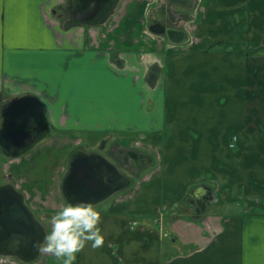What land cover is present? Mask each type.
Returning a JSON list of instances; mask_svg holds the SVG:
<instances>
[{"label": "crops", "instance_id": "1", "mask_svg": "<svg viewBox=\"0 0 264 264\" xmlns=\"http://www.w3.org/2000/svg\"><path fill=\"white\" fill-rule=\"evenodd\" d=\"M165 1L116 0L102 25L65 27L55 9L70 0H0V120L24 103L46 131L18 156L0 147V184L11 178L53 222L67 202L71 155L107 136L132 137L154 164L94 202L103 243L87 241L73 264H264V0H201L199 28L183 46L147 37L153 10L171 8ZM218 41L225 51L206 52ZM153 64L164 73L151 87ZM200 184L218 199L206 217L188 207L168 214ZM166 214L175 241L156 224Z\"/></svg>", "mask_w": 264, "mask_h": 264}, {"label": "flooded vegetation", "instance_id": "2", "mask_svg": "<svg viewBox=\"0 0 264 264\" xmlns=\"http://www.w3.org/2000/svg\"><path fill=\"white\" fill-rule=\"evenodd\" d=\"M91 1L92 2H90L88 5L91 6L90 12H88V10L83 12L82 9L85 7V2L83 0H70L68 5L64 8L63 13H60V18L65 16L63 25L65 27H68L69 25L82 26L86 24H92L91 26L96 27L102 25V23L108 17L103 20L101 17L102 12L98 13V11H96V13H93L95 10V2L94 0ZM196 1L197 0H166L165 2L167 4L169 3L168 6H170L171 8L168 9L166 7V9L163 5L158 9L159 15L161 17H163L164 14V19H156L152 17L150 18L146 26V32H148L147 37H150V35L155 37H162L165 41H168L171 44H179L181 46L193 43L194 35L199 28V24L197 22V12L201 10V8L200 10H197L198 6ZM177 8L181 9L182 11ZM194 11L196 14H194ZM100 19L103 21H100ZM180 22H182V25H180ZM167 31H169V33H167ZM223 43L224 42L221 41L216 42V44L206 50V52L225 51V48L227 49V46H224ZM111 59L117 64V66H122L121 61L118 59L117 51L111 54ZM162 73H164V71L161 72V68H159L158 65L153 64L148 68L145 80L147 81L149 86L153 87L159 81V76H161ZM17 105V107L12 105V110H9V112L12 114V121L3 122L2 120H0V147L4 152L3 154H6V156H18L21 153L28 151L30 146L34 144V142L31 143V141L39 134V132L43 133L42 138H44L46 135L45 128H41V121L38 120L36 108L32 105H27L24 103H19ZM24 113L29 114V120H31V122L35 125V130L32 133H29L28 129L24 127L26 124L25 120L23 119L25 118ZM106 131L103 132L106 133V135L108 133L113 134V131L110 128H108L107 132ZM107 137L110 138V142L108 143L105 138L100 139L99 143L92 148H95V150L85 152L79 148L81 151H83L80 152V150L76 151L78 150L77 147V149H75L76 152L71 155L70 162H68V164L70 165L71 161L74 160V163L78 162L79 164H84L87 166L91 163V168L94 169H92L93 172H96L100 175L99 179L106 180L108 182V185H104V188L100 190L102 191V194H106L108 192L109 183H111L112 186L117 189L122 187L123 185H131L132 180L139 177L140 171H143L147 167L154 164L153 156L148 153L147 150L139 147L141 145L138 142L139 140H137L136 145L133 143L134 146L131 147L129 146V143L131 142V139H133L132 137L123 139H121L120 137ZM236 140V136H231L228 142V147L230 149H233L235 147ZM24 147H27L25 151H18ZM3 148H5L7 152ZM9 151L11 153H8ZM91 159H99L101 161L100 165H102L104 168L94 167L92 165V161L94 160ZM94 162L97 163L96 161ZM108 163L113 166L114 170ZM8 184L12 185L14 188L16 187L11 181V178L9 181H5L0 185ZM16 190L23 194L20 190ZM197 190L199 191L198 197L192 194V192H195ZM23 197L25 199L24 194ZM217 202L218 199L214 194L213 189L206 184H200L191 188L189 190V193L187 194V197L183 198V200L181 201L183 207L181 206V204L175 205L173 207V210H171L170 213L168 212V214H182V210L184 208L187 209L188 207L190 211L193 212L192 217L201 220L203 219V217H206V215L210 212L212 205ZM179 208L180 210H178ZM245 208H247V206H245ZM33 213L36 219L41 223L43 230L45 231V224L42 223L41 219L35 214L34 211ZM167 217V214L166 216H159L155 221L157 226L163 231L166 238H169L171 241H175V236H172L171 232H169L168 229V231H166L167 227L165 225V221H167ZM49 228L52 229L53 225L49 224ZM46 233L47 231H45V234ZM42 248L43 244L40 247L39 255L35 260L31 262H37L40 260ZM11 257L21 261L17 256L13 255ZM22 262L24 263V261Z\"/></svg>", "mask_w": 264, "mask_h": 264}, {"label": "water", "instance_id": "3", "mask_svg": "<svg viewBox=\"0 0 264 264\" xmlns=\"http://www.w3.org/2000/svg\"><path fill=\"white\" fill-rule=\"evenodd\" d=\"M83 1L85 2V7L82 9L83 12L86 10L90 12L91 6L88 5L92 1ZM94 2L95 10L93 13H96V11L98 13L102 12L101 17L104 20L110 13L116 0H94ZM103 20L100 19V21ZM38 138L39 136L37 135L31 143L35 142ZM27 147L18 151L21 152ZM3 149L7 152L5 148ZM8 153L11 152L9 151ZM91 160L97 162L92 161L94 167H103L100 165L101 161L99 159ZM110 166L114 170L113 166ZM91 167V163L87 166L79 164L78 162L74 163V160L71 161L68 172L63 180V190L67 202L78 203L81 201H92L94 203L97 199L101 200L106 198L117 189L109 183L108 192L102 194L100 190L104 188V185H108V182L106 180H100V175L96 172L94 173V169ZM198 193V190L192 192L197 197ZM44 237L45 231L41 223L34 216L33 211L25 203L23 194L18 192L12 185H0V254L4 256L14 255L21 261L31 262L39 255Z\"/></svg>", "mask_w": 264, "mask_h": 264}, {"label": "clouds", "instance_id": "4", "mask_svg": "<svg viewBox=\"0 0 264 264\" xmlns=\"http://www.w3.org/2000/svg\"><path fill=\"white\" fill-rule=\"evenodd\" d=\"M100 218L101 210L92 201L66 202L55 213L52 230L45 234L44 249L62 258V264H73L87 241L91 240L93 247L103 243Z\"/></svg>", "mask_w": 264, "mask_h": 264}, {"label": "rangeland", "instance_id": "5", "mask_svg": "<svg viewBox=\"0 0 264 264\" xmlns=\"http://www.w3.org/2000/svg\"><path fill=\"white\" fill-rule=\"evenodd\" d=\"M197 2V6H198V8H197V10H200V8H202V6H201V0H197L196 1ZM151 4H153L152 2H151ZM66 6H67V2H66ZM65 6H63V8H64ZM177 9H179V8H177ZM57 12H60V13H63V11H62V9H59V8H56L55 9ZM179 10H181V9H179ZM154 11V13L158 16L157 18L158 19H162L163 17H164V14H163V17H161L160 15H159V11H158V9L155 11V10H153ZM182 11V10H181ZM185 11V10H184ZM194 14H195V11H194ZM64 15H65V13H64ZM150 16H154V14L153 13H151V15ZM154 18V17H153ZM164 19V18H163ZM63 25V24H62ZM180 25H182V22H180ZM148 33V32H147ZM57 138L56 137H54V139H53V142H55L54 140H56ZM105 140L109 143L110 142V138L109 137H106L105 138ZM120 140V139H119ZM57 142V141H56ZM132 143V144H131ZM131 143H129V146H131V147H133L134 146V144L136 145L137 144V139H135L133 142H131ZM134 143V144H133ZM131 144V145H130ZM80 149H82L83 151H85V152H88V151H90V150H95V148L94 149H91V148H83V146L80 148ZM3 157H5L4 155H3ZM146 176H148L147 174H146ZM2 179H3V181H9L10 180V178H6V176H2ZM12 181V180H11ZM13 182V181H12ZM14 183V182H13ZM135 190V189H134ZM42 205V206H39V205ZM43 206L46 208V202H44V205H43V203H41L40 201H37L36 202V206L35 207H37V209L38 208H42V210L41 211H43ZM40 218H41V221H42V223H46V225H45V231H47V232H49V224L50 225H52L53 224V222L51 221L52 220V218H44L43 216H40ZM47 219H49V221L47 220ZM47 224H48V228L46 227L47 226ZM54 254V253H53ZM53 254H52V252H48V251H46L45 249H43V251H41V254H40V262L39 263H37V264H40L42 261H44L48 256H53ZM15 260V261H14ZM12 259V258H10V257H5V256H0V264H22V263H20V261H16V259ZM36 264V263H35Z\"/></svg>", "mask_w": 264, "mask_h": 264}]
</instances>
